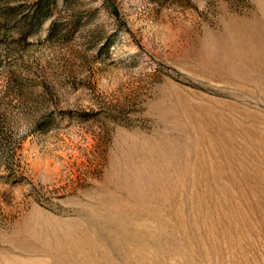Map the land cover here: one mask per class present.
Segmentation results:
<instances>
[{
  "label": "rangeland",
  "instance_id": "1",
  "mask_svg": "<svg viewBox=\"0 0 264 264\" xmlns=\"http://www.w3.org/2000/svg\"><path fill=\"white\" fill-rule=\"evenodd\" d=\"M0 264H264V0H0Z\"/></svg>",
  "mask_w": 264,
  "mask_h": 264
}]
</instances>
